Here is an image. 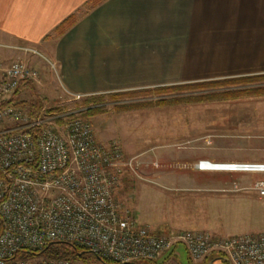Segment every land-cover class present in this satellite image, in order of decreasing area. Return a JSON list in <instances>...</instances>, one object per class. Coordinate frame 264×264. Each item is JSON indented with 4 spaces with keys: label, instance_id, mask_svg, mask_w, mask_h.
<instances>
[{
    "label": "rangeland",
    "instance_id": "1",
    "mask_svg": "<svg viewBox=\"0 0 264 264\" xmlns=\"http://www.w3.org/2000/svg\"><path fill=\"white\" fill-rule=\"evenodd\" d=\"M24 53L25 57L15 55L20 57L12 61L25 58L35 67V55ZM246 77L73 99L64 91L56 94L54 81L46 75L24 88L18 101L30 103L38 97L44 111L52 107L62 108L59 113L65 115L73 111L91 123L100 142L115 141L126 157L137 156L141 163L138 175L123 172L114 195L136 220L151 223L157 232H264V195L255 189L258 181H264V172L197 168L200 160L264 163V78ZM215 257L219 256L212 259ZM212 259L193 263L186 248L175 244L158 259H139L133 264H226ZM77 262L116 264L106 263L88 250Z\"/></svg>",
    "mask_w": 264,
    "mask_h": 264
},
{
    "label": "built area",
    "instance_id": "2",
    "mask_svg": "<svg viewBox=\"0 0 264 264\" xmlns=\"http://www.w3.org/2000/svg\"><path fill=\"white\" fill-rule=\"evenodd\" d=\"M15 48L40 57L57 72L56 63L38 49ZM22 81L40 82V70L22 60L0 62V103ZM64 92L73 99L84 96ZM72 113L45 110L32 118L18 106L0 108V264H79L68 258L16 256L53 241L70 242L120 264L158 259L175 244L196 262L222 254L232 264H264V232L162 234L138 222L114 195L123 172L138 175L137 156L126 157L115 141L100 142L91 123ZM211 162L200 160L197 168L264 172V163ZM255 189L264 195V181Z\"/></svg>",
    "mask_w": 264,
    "mask_h": 264
},
{
    "label": "crops",
    "instance_id": "3",
    "mask_svg": "<svg viewBox=\"0 0 264 264\" xmlns=\"http://www.w3.org/2000/svg\"><path fill=\"white\" fill-rule=\"evenodd\" d=\"M0 46L1 62L25 57L15 47L49 56L56 73L40 57L33 61L56 94L264 75V0H0ZM181 181L184 188V173Z\"/></svg>",
    "mask_w": 264,
    "mask_h": 264
},
{
    "label": "trees",
    "instance_id": "4",
    "mask_svg": "<svg viewBox=\"0 0 264 264\" xmlns=\"http://www.w3.org/2000/svg\"><path fill=\"white\" fill-rule=\"evenodd\" d=\"M102 0H92V6L97 5L100 3ZM74 21V17H69L67 18L64 22H62L58 27H57V33H61L64 31L68 26L72 24ZM259 78H264V75H254V76H247L246 80H254V79H259ZM33 82L32 81H22L17 89L14 91V93L11 95L10 98L2 101L0 103V108H3L5 106H21L26 111L32 118L38 117L40 114L43 113V105H42V100L39 99L38 97L35 98L34 100L30 101V103L26 102H19V93L26 87H32ZM261 94L264 93V87L261 89ZM87 104V102H85ZM62 108L60 107H52L50 109H47L46 111L49 113H59ZM86 252V249L76 246L70 242L67 241H53L50 245L47 244L41 249H38L36 251H30V250H21L17 253V257H31V256H40L44 258H68L72 260H76L79 255H83ZM100 260L106 262V263H116L107 259H104L98 255H96ZM134 262H131L129 264H133ZM120 264V263H116Z\"/></svg>",
    "mask_w": 264,
    "mask_h": 264
},
{
    "label": "flooded vegetation",
    "instance_id": "5",
    "mask_svg": "<svg viewBox=\"0 0 264 264\" xmlns=\"http://www.w3.org/2000/svg\"><path fill=\"white\" fill-rule=\"evenodd\" d=\"M171 252H168L166 255H169ZM189 254V253H188ZM165 255V256H166ZM215 255H217V256H219V257H215L214 259H212V257L213 256H215ZM215 255H209V256H207L205 259H203L201 262H205V261H207V260H210V259H212V260H217V259H222L226 264H232L230 261H229V259L225 256V255H222V254H215ZM189 257H190V255H189ZM190 259H191V261L193 262V263H200V261H193L192 260V258L190 257ZM212 264V263H211Z\"/></svg>",
    "mask_w": 264,
    "mask_h": 264
},
{
    "label": "bare ground",
    "instance_id": "6",
    "mask_svg": "<svg viewBox=\"0 0 264 264\" xmlns=\"http://www.w3.org/2000/svg\"><path fill=\"white\" fill-rule=\"evenodd\" d=\"M212 164L214 163H218V162H211ZM219 163H223V162H219ZM212 164H209V167H212L213 165Z\"/></svg>",
    "mask_w": 264,
    "mask_h": 264
},
{
    "label": "water",
    "instance_id": "7",
    "mask_svg": "<svg viewBox=\"0 0 264 264\" xmlns=\"http://www.w3.org/2000/svg\"><path fill=\"white\" fill-rule=\"evenodd\" d=\"M51 243H52V242H51ZM51 243H49V245H50ZM121 264H129V263H121Z\"/></svg>",
    "mask_w": 264,
    "mask_h": 264
}]
</instances>
